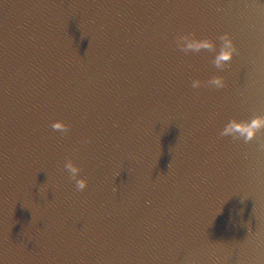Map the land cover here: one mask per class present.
Segmentation results:
<instances>
[{
    "label": "water",
    "instance_id": "1",
    "mask_svg": "<svg viewBox=\"0 0 264 264\" xmlns=\"http://www.w3.org/2000/svg\"><path fill=\"white\" fill-rule=\"evenodd\" d=\"M258 118L264 0H0V264H264Z\"/></svg>",
    "mask_w": 264,
    "mask_h": 264
},
{
    "label": "clouds",
    "instance_id": "2",
    "mask_svg": "<svg viewBox=\"0 0 264 264\" xmlns=\"http://www.w3.org/2000/svg\"><path fill=\"white\" fill-rule=\"evenodd\" d=\"M224 37H225V43H226V45H228V47L223 48L221 50V52L218 54V56L216 58L217 64H220L222 61L229 60L232 56L233 51H234V44L231 40V37L228 36L227 33L224 34ZM182 39L187 40V36L185 35ZM203 43L205 45L210 44V42H208V41H204ZM182 46L199 47L200 43L193 42L191 40H187V43L185 45H182ZM213 82L219 86L223 85V79H222V77H219V76L215 77L213 79ZM198 83H199V81H193L194 86L197 85ZM252 123H253V127L248 130V138H250L253 135L255 127H259L262 123H264V120H261L258 118L256 120H254ZM53 126L58 127V128L67 127V125H65L61 122H54ZM65 166L71 170L74 178L76 179L77 186L79 188H84L86 186L87 181L85 178L77 176V173L79 172V166L75 165L72 161H67Z\"/></svg>",
    "mask_w": 264,
    "mask_h": 264
}]
</instances>
